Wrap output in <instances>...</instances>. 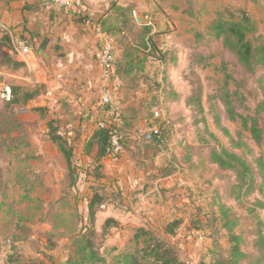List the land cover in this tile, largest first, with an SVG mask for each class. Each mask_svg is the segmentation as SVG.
I'll use <instances>...</instances> for the list:
<instances>
[{"label": "crops", "instance_id": "obj_1", "mask_svg": "<svg viewBox=\"0 0 264 264\" xmlns=\"http://www.w3.org/2000/svg\"><path fill=\"white\" fill-rule=\"evenodd\" d=\"M153 3V0H79L78 4L61 6L51 0H0V20L10 28V33L0 39V84H13L24 90L33 87L37 91L25 104L14 107L21 124L9 136L22 140V147L29 146L35 160H30L26 171L31 168L41 172L44 184L55 193L16 195L11 187L0 195V264H16L20 258L42 264L57 262L58 258L66 260L68 254L60 251L71 239L66 227L69 209L76 206L86 220L92 197L89 186H100L111 195L109 204H97L104 210L96 211L95 226L96 230L101 228V215L116 222L113 232L116 239L111 243L116 251L133 228L148 226L161 232L166 223L180 218L182 211L190 208L184 195H205L207 184H203L198 172L174 164L175 170L162 175L169 168L168 150L143 139L145 133L155 128L157 118H166L161 87L156 89L153 85L156 73L152 77L147 73L150 64L156 63L160 77L163 66L151 56L133 50L131 35L118 31L117 27L122 23V11L135 10L141 15L151 10ZM182 5L183 0H174L162 3L161 9L171 14ZM154 27L153 24L152 32L156 31ZM169 34L175 41L180 37L176 32ZM14 38L23 39L30 48L24 59L12 51ZM191 38H196V31L191 32ZM105 43L114 50L118 68L108 105L101 102L97 63L99 49ZM181 46L179 65H184L189 54ZM129 52L135 54L130 56ZM175 74L183 84L178 90L187 89L180 74ZM179 106L183 114L188 113L182 102ZM34 107L43 108L45 117ZM29 119L35 120L34 123ZM101 120L107 126L121 128L124 148L119 156L109 153L95 163L97 143L93 142L87 153L83 152V145ZM52 121L59 125L60 133L72 146L70 167L73 178L80 184L77 195H58L60 188L70 185L72 173L48 138L47 124ZM91 170L95 174L85 176ZM20 179L16 175L6 176L0 183L7 180L13 186ZM143 195H147L144 201ZM179 202L184 208L179 207ZM178 236L170 238L177 247ZM7 239L12 240L11 246L6 244ZM51 241L57 242L56 247L52 248ZM188 245L186 242L187 248Z\"/></svg>", "mask_w": 264, "mask_h": 264}, {"label": "trees", "instance_id": "obj_2", "mask_svg": "<svg viewBox=\"0 0 264 264\" xmlns=\"http://www.w3.org/2000/svg\"><path fill=\"white\" fill-rule=\"evenodd\" d=\"M183 1L188 3L187 1L190 0ZM132 11L121 12L123 16L122 23L117 27V30L131 35L133 50L141 51L145 55L151 56L154 61L163 66L161 82L158 81L155 84L153 83V85L157 87L156 89L161 87L166 118L163 120L157 118L155 128L143 135V139H146V134H149L150 139L146 140L150 144L164 150L167 149L169 152V168L165 172L163 171L162 175L169 174L175 170L176 166L174 164L184 166L191 172H198L203 184H207L205 195H217V191L214 188L215 185H212L213 173L209 177L203 176V173L200 174L202 172L201 167L205 163L214 166L221 173H232L236 184L234 186L240 189L245 188V193L249 192L256 182V172L242 155L231 149L246 148L248 152L251 149L241 140L239 134L236 138L231 136L225 127L220 126L219 122L223 120V116L228 120L239 121L241 129L248 132L251 141L258 147H264V75L256 78V87L262 90V94L259 99L255 100L253 113H238L232 106L231 98L235 95L242 96L240 93L241 80L237 79L239 81V83H236L237 86L234 89H230L229 78L235 77L229 70H224V67L223 85L219 87L220 89L214 93H210L208 89V92L205 91L198 76V71L200 63L202 64L201 68L206 66V63H202L207 60L206 57L199 51L189 52L187 62L184 65H179L181 46L175 44L161 46L158 44L155 37L159 35V32L163 31L156 30L152 32L151 26H137L134 21L132 22L134 20ZM184 13L190 17H194L196 14L193 11L188 13L185 9ZM255 28L254 22L245 13H242L239 19H234L231 16L227 18L218 16L209 22L205 31L196 32L195 39L198 41L200 39L215 38L219 41L220 46L236 60V63L242 68L244 73L253 75L258 68L264 67V41L261 40L260 35L256 34ZM129 53L128 55L130 56L135 54V52ZM168 68H171L172 72H178L182 75L181 79L186 83L187 89L178 90L173 87L166 74ZM117 71L115 60V77L117 76ZM10 86L12 98L10 101L4 102L10 108L18 104H25L37 92L35 94L27 93L20 91L19 86ZM153 100H156V96ZM180 102L188 111L187 114H183L180 109H170L171 104L179 106ZM33 109L40 113L44 111L41 107H34ZM205 111L211 114L213 126L215 124V127L219 129V133L227 138L228 146H225L214 131H209L208 137L210 140L205 139L203 141L204 144L196 143L194 145L187 140L188 134L184 131L185 121L190 120V123H192L195 115H198L199 112L204 115L202 117L203 120L206 118ZM47 125L48 138L57 147L67 161L68 167H70L73 157L72 146L68 144L66 138L60 133L58 124H54L52 121ZM205 126H207L206 122ZM120 129V127L112 124L95 129L83 145V152L87 153L91 144L96 142L98 150L94 156V161L98 163L103 156L111 153V133H116L120 136L123 150L125 135L121 133ZM119 154L113 156L117 157ZM255 162L257 172L261 177L259 185L261 187L264 185V163L260 158L256 159ZM72 171L70 167V174ZM2 183H0V195H5L6 189L1 185ZM211 187L214 188V193L209 192ZM235 197H240L239 193ZM99 203L101 201L97 194L93 195L89 200L87 224L82 227V235L79 238L80 243L73 252L74 255L78 256V260L72 261L68 255L66 264H192L189 259L182 256L179 247L170 240L171 237L176 236L177 230L183 224V218H175L169 221L163 226L161 232L148 226H137L132 229L123 247L117 251L115 247L104 248L100 244H95L93 240L84 234L88 229H93L94 227L96 220L95 205ZM256 204L261 209H264V204L261 201L257 200ZM230 211L234 215L229 207L218 204L216 213H214L215 219L221 222L219 228L225 231L228 242L227 249H215L211 252L209 258L205 260L200 257L194 264H247L248 262L250 264H264V221H259L260 223H258L253 234L254 238L249 241V237L245 238V235H251V233L238 232L234 229L236 222L229 218ZM188 218L189 222H191V220L196 218V214L194 215L192 212L188 215ZM111 221L116 224L112 218L105 219V223H110ZM195 229V231H200L197 228ZM103 231L104 229L102 228V233ZM248 242L251 243L252 250L244 248V244H248Z\"/></svg>", "mask_w": 264, "mask_h": 264}, {"label": "rangeland", "instance_id": "obj_3", "mask_svg": "<svg viewBox=\"0 0 264 264\" xmlns=\"http://www.w3.org/2000/svg\"><path fill=\"white\" fill-rule=\"evenodd\" d=\"M153 1V8L147 13L151 14L153 17V24L155 25L154 29L163 31L159 32L157 41H159V43H172L179 46L182 44L185 46V51L188 53L193 51H199L202 53L207 59L202 62L203 64L206 63V66L201 68L202 64L200 63L198 76L201 79L204 90L207 91L208 89L210 93L218 91L220 89L219 87L223 85V68L225 67L224 70H229V72L235 77L229 78L230 89H234L237 86L236 83H239L237 79L242 81L240 84V93L242 96L235 95L231 98L234 110L243 114L253 113L255 100L259 99L262 94V90L256 87L255 82L257 77L264 75V67L258 68L253 75L244 73L242 68L236 63V60L220 46L218 40L212 37L197 41L196 39L191 38V32L205 31L209 22L218 16L223 18L231 16L234 19H239L242 13H245L254 22L256 26V34L260 35L261 40L264 41V0H190L191 3L190 1H187L188 3L183 1V5L180 6V9L171 12V14L162 12L161 4H170L171 2L173 3L174 0ZM181 8L188 11V13L193 11L196 14L194 17H190L184 12H180ZM167 17L170 18L168 19ZM169 25L172 26V28ZM171 31L180 35L178 40L175 41L170 37L169 33ZM158 70L159 68L156 63H151L147 70L149 77H152L153 74L156 73L155 83L158 82L159 79L161 82L162 76H157ZM171 70V68H168L166 74L173 87L180 89L183 84L181 83L180 78L178 79V76H174L176 74ZM180 76L182 77V75H179V77ZM20 91L33 94L36 92L33 87L27 88V90L20 87ZM170 109H180V106L171 104ZM38 114L44 118L45 116L43 114L46 113L43 111ZM204 114L206 117L204 118L205 120H202L204 115L199 112L198 115L196 114L197 116L195 115L192 123H190V120L185 121L186 124L184 131L188 134L187 140L194 145H196V143L204 144L203 141L205 139L210 140L208 137L209 131H214L220 137L225 146H228L227 138L219 133V129L215 127V124L213 126L211 123V114L206 113V111ZM15 116L16 111L14 110V107L10 108L8 104L0 101V181L6 176L18 175L21 177L23 175L21 177V182L17 181L16 184H12L13 186L5 182L6 180H4L1 185L7 190H10L12 187L16 195H55V193L52 192L51 187L44 184L41 172L33 171L31 168L26 171V165L35 159L32 152H30L31 150L29 149V146L22 147V140L18 141L15 136H9L10 133L15 132L21 124ZM43 118L42 120H44ZM29 120L31 123H34L33 121H35L31 119ZM205 122L207 123V126H205ZM44 124H46V122H44ZM219 124L221 127H225L231 136L236 138L239 134L241 140L251 149V151L248 152L246 148H230L236 153L242 155L254 168V171L256 172V182L254 183L253 188L245 193V188L240 189L234 186L235 181L232 173H221L214 166L203 163L201 167L202 172L200 174L203 173V176L209 177L213 173L212 185H215L214 188L215 191H217V195H184L189 200L190 208L182 211L181 215L184 214L180 218H183V224L177 230V234L179 235V240H177L179 249L181 250L182 247L184 250L182 256L189 259L192 264H194L200 257H203L206 260L211 256V252L215 249L225 250L228 247L226 234L224 233L225 231L219 228L221 222L217 221L214 216L218 204H222L224 207H229L233 211L234 215L230 211L229 218L236 222L234 229L238 232L243 231L244 233H251V235H245V238L249 237V241L254 238L253 234L258 223L264 221V209H261L256 204L257 200L264 204V185L261 187L259 186L261 177L257 172L255 162L256 159L260 158L264 163V147H258L251 141L248 132L241 129L239 121L228 120L223 116V120H220ZM4 133L7 134V136H4ZM74 156H77V154ZM23 165L25 166L23 167ZM27 174L30 176H25ZM94 174L95 173L92 170L90 173L89 171H86L85 176ZM79 186L80 184H78L77 179L75 180L73 178L72 173L70 185L60 188L58 195H77ZM89 187L92 192V197L97 194L100 197L101 203H110L111 195H109L108 191L102 190V187L100 186ZM214 188L211 187L209 192L214 193ZM238 193L240 197L236 198L235 195ZM146 197L147 195H143V201ZM179 207L184 208L180 202ZM190 209L193 210L192 212L194 215L196 214V218L191 220V222H189L188 218V212ZM95 210L104 209L98 207L96 204ZM99 218L102 220L101 228L96 230L95 221L93 229H88L84 235H87V237L93 240L95 244H100L101 247L104 248H110L112 247L111 243H115L114 241L116 238L113 235V232L116 226L112 221L110 223H105V217L102 215ZM67 219L66 227L71 232V239L69 240V243L67 242L62 246L64 249H62L60 253H63L64 251V253L69 255V258L72 261H77L78 256L74 255L73 252L76 249V246L80 243L79 238L82 235V227L87 224V218L85 220L76 206H72L71 209H69ZM102 228L104 229L103 233ZM195 228L200 231H195ZM192 232L203 234L204 239L202 242L196 240L194 237L195 234H191ZM186 242L189 243L188 248L186 247ZM50 243L53 245L52 248H54V246L56 247V241H51ZM125 243L126 241L124 244ZM123 245L121 247H123ZM48 247L51 248L49 245ZM244 248L252 250L251 243L248 242V244H244ZM58 259L57 262L50 260L47 264H66V260ZM18 261L17 264H42L33 259L26 260L25 258H20ZM247 264H250V262Z\"/></svg>", "mask_w": 264, "mask_h": 264}, {"label": "built area", "instance_id": "obj_4", "mask_svg": "<svg viewBox=\"0 0 264 264\" xmlns=\"http://www.w3.org/2000/svg\"><path fill=\"white\" fill-rule=\"evenodd\" d=\"M53 3L61 6H67L73 3L78 4L79 0H51ZM132 16L135 22L139 25H153V17L149 13L137 14L134 10L132 11ZM10 33V28L0 20V39ZM11 48L13 53L20 57L25 58L30 53V48L27 43L20 38H14L11 42ZM97 63L100 71V82L102 85L101 102L104 105H108L112 100L113 90H114V80H115V54L109 43H105L101 46L98 52ZM12 98L11 86L7 83L0 84V101L8 102ZM105 121H98L97 128L107 127ZM146 139H150V135L146 134ZM110 147L111 154L115 155L122 151V146L120 142V136L116 133L110 134ZM195 234L196 240L202 242L204 239L203 234L192 232ZM6 244H11V240L7 239Z\"/></svg>", "mask_w": 264, "mask_h": 264}]
</instances>
